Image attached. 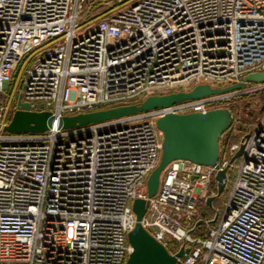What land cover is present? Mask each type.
<instances>
[{"label":"built area","instance_id":"built-area-1","mask_svg":"<svg viewBox=\"0 0 264 264\" xmlns=\"http://www.w3.org/2000/svg\"><path fill=\"white\" fill-rule=\"evenodd\" d=\"M86 3L0 0V127L20 104L60 118L264 72V0H129L98 20L82 18ZM234 93L72 130L0 132V264H125L135 199L171 255L189 248L181 264H264V110L216 167L173 161L146 193L162 151L157 119L224 109ZM220 171L223 213L195 238L200 203L220 198Z\"/></svg>","mask_w":264,"mask_h":264},{"label":"water","instance_id":"water-1","mask_svg":"<svg viewBox=\"0 0 264 264\" xmlns=\"http://www.w3.org/2000/svg\"><path fill=\"white\" fill-rule=\"evenodd\" d=\"M248 83L263 84L264 72L247 74L239 83L224 88H212L207 84H197L189 91L148 96L138 104L123 105L60 118L49 111L35 112L30 110L28 104H20L19 109L14 112L8 124L0 127V132L42 134L51 130L55 125H57L58 130H72L91 124L138 115L159 108H168L186 101L239 91ZM232 122V113L227 109L209 110L204 114L168 113L158 118L156 127L163 134L162 151L158 165L146 181L147 197L152 198L156 194L163 171L173 161L183 160L198 165L216 167L220 153L221 136L230 128ZM242 149L243 146L234 154L231 162L241 156ZM224 179L225 171L216 174L218 195L224 190ZM211 203L212 199L208 198L206 205L210 207ZM147 208L148 203L146 200L135 199L133 201L132 210L136 216V224L127 236L132 252L125 264H181L180 259L188 254L189 248L181 247L175 255H171L161 243L156 241L141 224ZM217 218L218 215L216 214L211 223H215ZM203 223L205 222H197L195 228Z\"/></svg>","mask_w":264,"mask_h":264},{"label":"rangeland","instance_id":"rangeland-1","mask_svg":"<svg viewBox=\"0 0 264 264\" xmlns=\"http://www.w3.org/2000/svg\"><path fill=\"white\" fill-rule=\"evenodd\" d=\"M128 1L129 0H86V10L82 14V18L89 20L96 19L98 17H101L102 14L120 7ZM191 88L192 86H184L174 90H161L160 92H164L163 94H168L172 92L189 91ZM263 94L264 91L256 92L253 89V84L248 83L244 85L241 90L235 91L234 96L228 102L222 105L224 109H227L229 111L232 110L236 117L232 128V130L235 129V131L237 132V136L233 137L234 139H238L241 135L247 133L259 121L264 109L262 110L260 96H257ZM230 136V131L228 130L224 134V137L220 139L222 148L226 146L224 145L225 141H227ZM231 158L232 157H230L229 160H231ZM239 163L240 158H237L233 161V165L235 166V168L239 165ZM228 176L230 177V179H233L235 177V169L232 172H229ZM226 198L227 189H224L220 194V198H218L214 202V207L211 208V212L214 214L213 218L208 216L209 219L203 220L206 223L201 224L197 227L198 230L192 234L193 237L202 239L206 238L208 236L209 230L211 228H215L217 220L215 223L211 222L214 220L216 214L221 215L223 213L224 202L226 201Z\"/></svg>","mask_w":264,"mask_h":264},{"label":"trees","instance_id":"trees-1","mask_svg":"<svg viewBox=\"0 0 264 264\" xmlns=\"http://www.w3.org/2000/svg\"><path fill=\"white\" fill-rule=\"evenodd\" d=\"M259 96H260V102H261V104H262V110H263V109H264V94H263V95H258L257 97H259ZM231 113H232V116H233V122H232V124H231V126H230L229 129H231V128L233 127V125H234L233 123H234L235 120H236V119H235L236 117H235V115H234V113H233L232 110H231ZM227 131H228V130H227ZM227 131H225L224 134H225ZM224 134H223V135H224ZM243 135H244V134H243ZM241 136H242V135H241ZM241 136H240V137H241ZM238 141H239V138H238V139H234L233 137L230 136V137L227 139V141H225V144H224V145L231 144V143H236V142H238ZM221 149H223V148H222V145L220 144V150H221ZM213 215H214V214L211 213L209 216H210L211 218H213ZM202 219H203V220H207V219H209V217H208L207 215H203V214H202ZM200 225H201V224H200ZM197 230H198V228H196L194 232H196ZM194 232H193V233H194Z\"/></svg>","mask_w":264,"mask_h":264},{"label":"crops","instance_id":"crops-1","mask_svg":"<svg viewBox=\"0 0 264 264\" xmlns=\"http://www.w3.org/2000/svg\"><path fill=\"white\" fill-rule=\"evenodd\" d=\"M216 200H214L213 201V204H211L212 205V207H214V202H215ZM200 208H199V211H198V217L199 218H202V214L203 215H207V216H209L212 212H211V206L210 207H208V206H203V204H201L200 203Z\"/></svg>","mask_w":264,"mask_h":264}]
</instances>
